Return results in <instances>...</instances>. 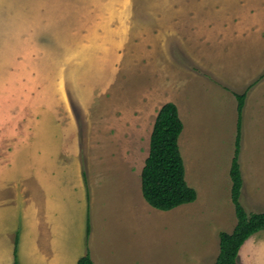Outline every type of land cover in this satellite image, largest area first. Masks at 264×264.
I'll return each mask as SVG.
<instances>
[{"label": "crops", "instance_id": "0c3cea01", "mask_svg": "<svg viewBox=\"0 0 264 264\" xmlns=\"http://www.w3.org/2000/svg\"><path fill=\"white\" fill-rule=\"evenodd\" d=\"M129 2L0 0V264H14L15 257L18 264H77L87 253L93 264H208L219 254L218 233H231L236 225L229 176L234 150L223 170L224 189L199 181L200 175H191L185 165L183 123L178 147L185 182L196 200L160 211L143 199L141 172L157 112L173 103L183 118L173 97L166 98L146 126L144 118L135 115L130 126H119L123 121L116 120L114 131L98 134L95 147L88 139L84 160L74 118L48 114L58 100L44 102L40 91L60 87L33 77L41 73L43 58L50 57L43 53L44 35L65 23L69 35L78 33L69 36V42L96 41V36L105 42L106 35L84 29L106 28L108 23L123 27ZM113 37L124 43L130 38ZM146 134L141 151L140 139ZM238 164L241 206L248 215L264 214V166L241 168L239 156ZM10 190L19 201L8 211ZM160 218L173 225L163 226L165 234H175L169 241L180 244V254L173 259L156 257L155 225ZM10 219L17 223L10 225ZM237 263L264 264V230L244 242Z\"/></svg>", "mask_w": 264, "mask_h": 264}, {"label": "rangeland", "instance_id": "374dc122", "mask_svg": "<svg viewBox=\"0 0 264 264\" xmlns=\"http://www.w3.org/2000/svg\"><path fill=\"white\" fill-rule=\"evenodd\" d=\"M129 4L123 27L108 23L106 28L84 29L91 35L93 30L106 35L105 42L97 36L96 41L69 42L68 37L78 33L69 35L65 23L42 40L44 56L50 57L43 58L41 73L33 77L44 85L58 82L60 87L40 91L44 102L58 100L54 112L47 107L44 112L74 118L82 159L88 139L95 147L98 134L114 131L116 120L123 121L119 126H130L135 115L144 118L146 126L171 96L186 130L185 165L192 169L191 175H200L199 181L224 189L223 170L235 149L233 94L249 88L239 162L241 168L264 166V78H259L264 72V0H130ZM116 34L130 38L126 43L114 41ZM147 136L140 139L141 151ZM6 196L11 200L7 210H13L19 200L13 190ZM167 222L160 218L155 225L157 259L180 254V244L169 241L175 234L164 233L163 226L173 227ZM209 260L208 264L215 261Z\"/></svg>", "mask_w": 264, "mask_h": 264}, {"label": "trees", "instance_id": "16d2710c", "mask_svg": "<svg viewBox=\"0 0 264 264\" xmlns=\"http://www.w3.org/2000/svg\"><path fill=\"white\" fill-rule=\"evenodd\" d=\"M259 78H264V72ZM248 89L240 94H233L237 102V132L229 176L236 225L231 233L224 231L218 233L219 254L212 264H238V251L244 242L252 235L264 230V214L248 215L239 202L242 186L238 164L240 128ZM182 128L177 107L173 103L164 104L157 112L150 135L149 154L141 172L143 199L156 210L170 211L196 200V192L186 184L184 178V165L178 147ZM88 232L89 226H87ZM14 264H18L16 257ZM77 264L93 263L87 253L78 260Z\"/></svg>", "mask_w": 264, "mask_h": 264}]
</instances>
